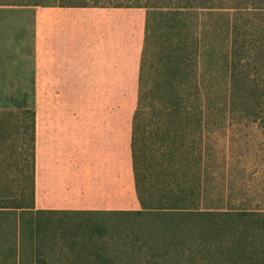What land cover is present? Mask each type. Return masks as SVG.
Masks as SVG:
<instances>
[{
	"label": "rangeland",
	"instance_id": "374dc122",
	"mask_svg": "<svg viewBox=\"0 0 264 264\" xmlns=\"http://www.w3.org/2000/svg\"><path fill=\"white\" fill-rule=\"evenodd\" d=\"M32 1L38 0H0V18L8 12L3 5ZM163 2H123L142 5L149 20L142 99L120 101L136 107L134 123H140L138 172L151 208L145 214L131 213L142 202L110 212L31 208L30 111L51 101L46 93L33 100L26 75L19 82L20 47L8 35L12 18L0 25V264L145 263L151 251L166 252L173 236L183 234L174 223L180 219L163 214L169 191H200L199 204L190 201L189 208L264 210V0H215L186 14L165 12L157 6ZM45 6L41 30H47ZM233 65L250 75L242 87L231 82ZM186 225L189 236L204 235Z\"/></svg>",
	"mask_w": 264,
	"mask_h": 264
},
{
	"label": "crops",
	"instance_id": "0c3cea01",
	"mask_svg": "<svg viewBox=\"0 0 264 264\" xmlns=\"http://www.w3.org/2000/svg\"><path fill=\"white\" fill-rule=\"evenodd\" d=\"M3 6L8 12L0 25L12 18L8 35L20 47L19 82L26 75L33 100L46 93L51 101V107L38 103L30 111L32 209L140 208L133 156L136 107H121L120 101L140 97L147 11L48 5L47 30H41L43 5Z\"/></svg>",
	"mask_w": 264,
	"mask_h": 264
},
{
	"label": "trees",
	"instance_id": "16d2710c",
	"mask_svg": "<svg viewBox=\"0 0 264 264\" xmlns=\"http://www.w3.org/2000/svg\"><path fill=\"white\" fill-rule=\"evenodd\" d=\"M80 1V2H77ZM125 0H59L56 3H45L43 1H32L29 4L39 5H61V6H138L142 5H128L124 4ZM149 2L151 0H148ZM215 0H165L157 6L160 9L170 14L183 13L186 14L190 9L195 8L197 4L199 7H208L214 4ZM252 2V0H251ZM28 4V3H27ZM149 20L147 17V34L148 38ZM147 44V41H146ZM146 53V46L144 56ZM239 54V53H238ZM232 50V59L239 60V55ZM144 60V57H143ZM244 70H239L238 66H232L231 82L233 85L242 87L245 84V79L250 75ZM249 76V77H248ZM143 83V67L141 70L140 81V97L142 99V92L144 90ZM231 87V91H232ZM201 107L200 109H203ZM140 108L137 109V111ZM177 109V108H176ZM133 137V156L135 159V170L137 175V189L138 195L143 203V208L138 210H131V213L145 214L149 211L150 206L143 200L142 182L138 172V160L140 156L138 153L139 144L138 137L140 136V123L135 124ZM33 147V146H32ZM163 154H167L165 149L159 148ZM163 150V151H162ZM173 154V152L171 153ZM34 160V150H33ZM33 163L31 183L33 185ZM201 192L197 193L188 191H169L166 203L163 201L164 216L167 218H177L179 221H174L175 225L181 230L177 237L168 242L167 251L157 254L156 251H151L150 256H147L145 263L140 264H173L174 261L180 257L181 262L178 264H264V210H227V211H211L201 209L200 207L189 208L190 201H195L199 204ZM198 194V195H197ZM24 210L26 206H20ZM1 208V206H0ZM6 208V207H4ZM32 208V207H31ZM2 209H0V212ZM37 212V211H36ZM69 213V212H84V211H39V213ZM90 212V211H86ZM161 214V213H160ZM182 222L189 225L192 233L201 231L204 235L195 236L188 235V232L182 227ZM17 225V223H16ZM174 232H172L174 234ZM171 248L176 251V256L172 255ZM151 249V248H150ZM165 249V248H164ZM161 257L164 260H161ZM100 258V262L95 264H111L108 260ZM190 260L191 263L186 261ZM44 264V262L40 263Z\"/></svg>",
	"mask_w": 264,
	"mask_h": 264
}]
</instances>
